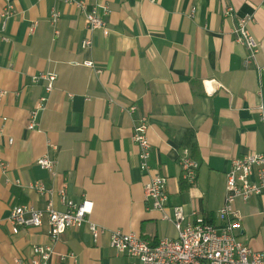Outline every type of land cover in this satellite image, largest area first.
Listing matches in <instances>:
<instances>
[{
	"label": "crops",
	"instance_id": "0c3cea01",
	"mask_svg": "<svg viewBox=\"0 0 264 264\" xmlns=\"http://www.w3.org/2000/svg\"><path fill=\"white\" fill-rule=\"evenodd\" d=\"M83 1L87 8L110 7L103 29L89 31L84 13L62 0H13L3 31L0 17V162L6 165L5 171L0 165V264L30 260L35 245H52L48 264H131L135 259L110 247V230L151 243L177 237L173 224L144 203L148 176L132 140L142 117L150 173L166 177L167 211L182 206L185 222L202 217L220 224L226 162L264 152V0ZM3 7L0 0V14ZM51 9L60 12L54 24ZM244 16L252 18L254 57L234 33ZM83 39L91 47L82 48ZM47 72L56 74L54 89L39 129L30 130V111L45 85L33 77ZM183 149L199 163L191 185L181 179ZM44 154L56 160L55 176L37 165ZM36 181L55 190L65 184L75 202L91 200L89 220L106 230L94 239L84 223L54 243L46 222L13 233L7 217L14 206L46 203L28 188ZM53 204L63 209L56 195ZM233 207L242 216L238 239L264 251V195L237 198Z\"/></svg>",
	"mask_w": 264,
	"mask_h": 264
},
{
	"label": "built area",
	"instance_id": "2783aa9c",
	"mask_svg": "<svg viewBox=\"0 0 264 264\" xmlns=\"http://www.w3.org/2000/svg\"><path fill=\"white\" fill-rule=\"evenodd\" d=\"M4 7L0 17L2 20V31L6 21L14 15L13 0H3ZM84 13L86 27L89 31L103 29L106 22L103 19L111 12L106 5H93L87 8L83 0H62ZM153 1V0H151ZM229 11L233 8L229 7ZM58 9H51L50 20L56 23L59 19ZM252 18L244 16L237 21L234 33L236 39L241 42L249 51V56L254 57L258 51V43L247 29V24ZM35 24H32L34 27ZM54 35L58 34L57 30ZM2 40L8 41L6 36ZM90 39H83L80 43L82 48L91 47ZM84 65L94 68L92 61L84 62ZM39 78L45 80L44 93L38 98L33 109L30 111L27 128L30 130L39 129V113L46 108L48 98L52 89L56 74L47 72L33 77V82ZM134 106L127 111L132 112ZM148 122L146 117L134 125L132 140L139 149V167L143 174L148 176L144 183V203L150 210H156L161 214L162 219L169 220L177 232V237H163L155 243L142 239L136 233H123L120 230L109 231L110 247L119 254H125L135 259L131 264H264V251H256L250 246L241 242L235 229L240 226L242 216L233 207L237 198L247 201L252 195H264V152H254L243 157L233 158L226 162L225 192L221 207L217 211V218L220 224L215 225L204 218L199 217L194 221L185 222V214L182 206L168 207L167 179L160 174H151L148 160L150 157V144L147 138ZM13 139L9 138L8 143L12 144ZM37 165L55 176L56 160L48 154L39 156L36 159ZM181 168V179L189 185L194 184L197 177L199 163L190 157L189 151L183 149L178 159ZM2 171L6 165L0 162ZM15 184L20 185L19 181ZM28 188L36 191L40 197H47L43 208L36 209L32 205L14 206L7 221L13 233L28 227H40L44 222L48 225L49 241L54 243L68 228L80 227L86 223L96 239L106 229L104 226L89 220L92 213L93 202L83 198L75 202L66 196L65 184L59 190L48 188L41 182L29 183ZM56 195L63 206L62 210L55 208L53 197ZM52 245H35L32 248L33 257L26 261L22 258H15L13 264H48L53 253ZM74 258L73 256H70Z\"/></svg>",
	"mask_w": 264,
	"mask_h": 264
},
{
	"label": "trees",
	"instance_id": "16d2710c",
	"mask_svg": "<svg viewBox=\"0 0 264 264\" xmlns=\"http://www.w3.org/2000/svg\"><path fill=\"white\" fill-rule=\"evenodd\" d=\"M263 98H264V88H263Z\"/></svg>",
	"mask_w": 264,
	"mask_h": 264
}]
</instances>
